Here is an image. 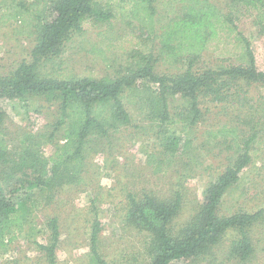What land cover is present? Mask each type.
Returning a JSON list of instances; mask_svg holds the SVG:
<instances>
[{
    "label": "trees",
    "instance_id": "16d2710c",
    "mask_svg": "<svg viewBox=\"0 0 264 264\" xmlns=\"http://www.w3.org/2000/svg\"><path fill=\"white\" fill-rule=\"evenodd\" d=\"M179 1L184 15L162 26H158L156 17L158 0H16L6 7L4 22L20 23L19 34L33 38L35 47L31 62L24 61L11 75L0 77V98L44 100L57 106V118L44 132L22 136V154L17 161L12 159L5 138L0 136V164H13L14 171L6 173L7 192L0 196L1 245L8 240L7 236L13 235L10 237L13 240L16 232L23 234L26 225L33 222L34 213L44 203L43 197H31L37 195V189L52 195L64 186L82 184L88 153L98 143L132 124L129 106L139 105L135 97L140 90L148 92L153 106L147 118L155 122L160 118L163 125L169 123L171 127L182 124L192 131L203 116L201 98L221 103L231 93H237L240 82L247 86L261 84L264 88V72L258 69L252 45L239 30L236 18L232 14H223L209 0ZM236 5L243 8L245 14L253 16L264 31V0H230L233 10ZM113 20L136 22L158 42V58L153 55L141 58L135 70L117 78L56 75L45 69V65L60 57L65 45L82 35L92 21L111 23ZM208 51L218 52L227 60H236L238 66L222 71L194 72L193 62ZM181 59L190 62L183 74L160 76L156 73L158 60L174 64ZM144 80L157 85L158 89L154 91L140 84ZM178 97L182 100L179 99L177 105H183L185 112L172 117L171 109H175V98ZM148 105L145 99L140 108ZM262 108L264 96L251 110L245 101L237 103L234 110L249 114L254 111L258 115ZM256 117L252 130L264 126V113ZM2 118L0 114V122ZM184 128L176 127L172 135L165 134L161 138L169 156H175L185 145L181 137ZM256 136V133L250 136L243 147L235 140L236 158L226 172L208 186L195 217L178 231L171 230V224L181 207L180 195L172 203L147 195L141 200L129 195L126 223L148 235L146 252L150 264L203 259L224 241L230 230L239 236L231 246V253L243 263L253 258L255 248L249 228L258 220L264 221V209L254 214L223 217L219 215L218 207L225 192L251 163L250 144ZM45 146L53 148L51 156L44 154ZM149 161L154 164L155 173H159L161 165L157 161L160 159L153 155ZM48 229L50 244H36L46 255L48 264H57L61 235L59 220L50 219ZM101 231V222L96 219L91 232L93 264H107L99 252Z\"/></svg>",
    "mask_w": 264,
    "mask_h": 264
},
{
    "label": "rangeland",
    "instance_id": "374dc122",
    "mask_svg": "<svg viewBox=\"0 0 264 264\" xmlns=\"http://www.w3.org/2000/svg\"><path fill=\"white\" fill-rule=\"evenodd\" d=\"M14 1L0 0V77L11 75L24 61L31 62L35 47L33 38L19 34L20 23L14 20L4 22L6 7ZM209 1L223 14H232L236 18L239 30L252 45L258 69L264 72L262 27L255 23L253 16L245 14L243 8L236 5L233 10L230 0ZM155 7L158 26L184 15L179 0H158ZM158 49V42L136 22L92 21L82 35L65 45L60 57L45 65V69L56 75L117 78L135 70L141 58L152 55L158 58ZM189 64L188 59L174 64L158 60L155 71L160 76H177L183 74ZM193 66L194 72L203 73L208 70L222 71L238 66V63L220 57L218 52L208 51L193 62ZM141 83L154 91L158 89L149 80ZM236 90L235 95L231 93L221 103L201 98L203 116L192 131L182 124L171 127L169 123L163 125L160 118L156 122L147 118L153 106L148 92L140 90L135 97L139 105L129 106L132 124L98 143L88 153L82 184L64 186L52 195L37 189V195H31L39 199L43 197L44 203L34 213L33 222L26 225L23 234L16 232L13 240H10L13 235H9L3 245L0 242V264H48L46 255L36 243L50 244L48 222L52 218L59 220L61 233L57 264H93L91 232L96 219L102 226L99 252L107 264H150L151 259L146 252L148 235L126 223L129 195L139 200L147 195L166 203L174 202L180 195L181 207L171 224V230L178 231L195 217L208 186L217 181L236 158L238 148L235 140H239L243 147L255 133L257 136L250 144L251 163L225 192L218 213L229 217L239 213L254 214L264 209V126L252 130L256 116L262 115L264 109L258 115L254 111L249 114L234 110L242 101L251 110L253 104L263 98L264 88L261 84L247 86L240 82ZM145 99L149 105L141 109ZM179 99L182 100L175 98L177 103L175 109H171L172 117L185 112L183 105H177ZM0 114L3 117L0 136L5 138L9 154L17 161L22 154V136L47 130V126L57 118V106L37 98H0ZM176 127H185L181 135L185 145L175 156H169L161 138L165 134L172 135ZM224 129L233 132L223 133ZM52 152L51 146L44 147L46 156H51ZM153 155L160 159L157 161L161 165L159 173H155L154 164H149ZM12 165L0 164V196L7 192L6 173L14 172ZM249 231L255 250L253 258L247 263L231 253V246L239 236L230 230L224 241L212 248L205 258L174 264H264V221H256Z\"/></svg>",
    "mask_w": 264,
    "mask_h": 264
}]
</instances>
